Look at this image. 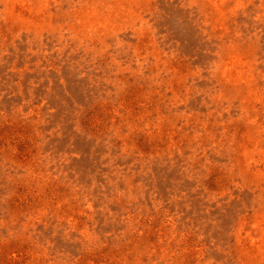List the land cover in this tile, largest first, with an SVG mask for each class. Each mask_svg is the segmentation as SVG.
Wrapping results in <instances>:
<instances>
[{"label":"rangeland","instance_id":"1","mask_svg":"<svg viewBox=\"0 0 264 264\" xmlns=\"http://www.w3.org/2000/svg\"><path fill=\"white\" fill-rule=\"evenodd\" d=\"M0 264H264V0H0Z\"/></svg>","mask_w":264,"mask_h":264}]
</instances>
